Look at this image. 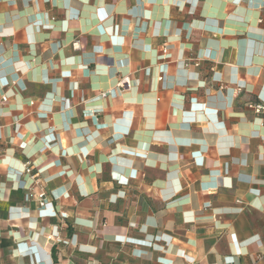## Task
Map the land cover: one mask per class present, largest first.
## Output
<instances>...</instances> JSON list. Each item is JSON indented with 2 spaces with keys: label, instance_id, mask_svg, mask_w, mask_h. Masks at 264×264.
I'll return each instance as SVG.
<instances>
[{
  "label": "crops",
  "instance_id": "1",
  "mask_svg": "<svg viewBox=\"0 0 264 264\" xmlns=\"http://www.w3.org/2000/svg\"><path fill=\"white\" fill-rule=\"evenodd\" d=\"M259 103L264 0H0V264H264Z\"/></svg>",
  "mask_w": 264,
  "mask_h": 264
},
{
  "label": "built area",
  "instance_id": "2",
  "mask_svg": "<svg viewBox=\"0 0 264 264\" xmlns=\"http://www.w3.org/2000/svg\"><path fill=\"white\" fill-rule=\"evenodd\" d=\"M131 79L129 76L121 77L117 84L116 90L125 91L130 87ZM111 93L110 90L102 92L101 96L106 97ZM2 101L6 102L7 97H2ZM251 108L254 110L256 114H264V103L259 104H252ZM25 174L30 176L32 179V184L28 186V198L30 200H36L39 204L40 209H43L47 205L46 201V192L44 191L43 187L41 186V180L39 174L34 172V168L32 165L28 164L25 168Z\"/></svg>",
  "mask_w": 264,
  "mask_h": 264
}]
</instances>
